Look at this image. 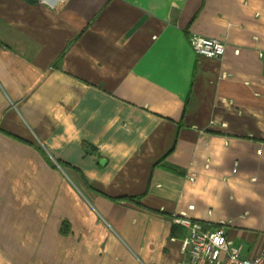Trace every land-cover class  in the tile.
<instances>
[{"label": "crops", "instance_id": "crops-1", "mask_svg": "<svg viewBox=\"0 0 264 264\" xmlns=\"http://www.w3.org/2000/svg\"><path fill=\"white\" fill-rule=\"evenodd\" d=\"M179 219L264 245V0H0V264H184Z\"/></svg>", "mask_w": 264, "mask_h": 264}, {"label": "built area", "instance_id": "built-area-1", "mask_svg": "<svg viewBox=\"0 0 264 264\" xmlns=\"http://www.w3.org/2000/svg\"><path fill=\"white\" fill-rule=\"evenodd\" d=\"M190 43L197 55L206 58H220L226 52V43L218 38L193 34ZM235 52L239 53L238 50ZM179 221L190 228L189 237L183 241V249L189 253V260L184 264H264V245L258 255L244 257L240 248L232 246L222 225L210 229L198 221L187 219Z\"/></svg>", "mask_w": 264, "mask_h": 264}, {"label": "water", "instance_id": "water-1", "mask_svg": "<svg viewBox=\"0 0 264 264\" xmlns=\"http://www.w3.org/2000/svg\"><path fill=\"white\" fill-rule=\"evenodd\" d=\"M101 163H102V161H101Z\"/></svg>", "mask_w": 264, "mask_h": 264}]
</instances>
